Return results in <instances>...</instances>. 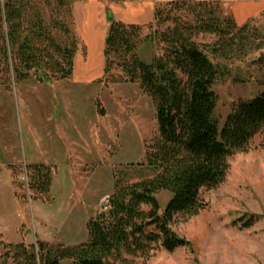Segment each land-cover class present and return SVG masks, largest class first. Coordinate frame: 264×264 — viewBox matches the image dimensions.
I'll return each instance as SVG.
<instances>
[{
    "label": "rangeland",
    "instance_id": "rangeland-1",
    "mask_svg": "<svg viewBox=\"0 0 264 264\" xmlns=\"http://www.w3.org/2000/svg\"><path fill=\"white\" fill-rule=\"evenodd\" d=\"M101 1L106 17L110 11L118 21L110 7L129 0ZM97 6L92 0H72L79 47L70 79L49 84L32 78L0 86V264H19L9 245L86 243L88 222L103 210L118 181L132 185L156 175L145 163L147 147L158 136L152 99L138 83L107 80L105 58L102 66L101 56L90 54L86 46L89 37L84 36L82 20ZM175 15L193 23L185 11ZM150 24L140 25L142 41ZM249 24L260 49L230 60L209 55L219 68L213 91L220 128L240 103L264 93V64L257 63L264 54V14ZM173 27L168 23L160 30ZM156 30L157 23L151 31ZM90 31L87 36L94 37ZM195 42L211 46L218 38L200 35ZM161 54L162 45L142 42L138 47V56L147 63ZM88 64L91 68L86 71L83 66ZM119 77L121 71H113V79ZM31 165L49 168V196L30 189ZM229 167L222 185L201 192L205 209L199 215L176 217L171 223L188 248L169 253L157 244L147 256L125 255L121 264H264L263 137L257 136L246 152L234 155ZM156 198L162 214L171 194L160 192Z\"/></svg>",
    "mask_w": 264,
    "mask_h": 264
},
{
    "label": "trees",
    "instance_id": "trees-1",
    "mask_svg": "<svg viewBox=\"0 0 264 264\" xmlns=\"http://www.w3.org/2000/svg\"><path fill=\"white\" fill-rule=\"evenodd\" d=\"M182 11L193 23L175 15ZM107 21L104 77L112 83H138L152 99L158 136L147 147L145 163L156 175L132 185L118 181L108 206L88 222V241L82 245H9L19 264H121L125 255L147 256L157 244L169 253L188 248L171 229L173 220L199 215L205 209L201 192L222 185L229 160L246 152L257 136L264 140V93L235 107L223 127L215 118L213 86L219 68L209 55L230 60L260 49L249 23L238 26L219 2L193 0L159 5L148 26L153 30L157 23L158 30H150L143 41L142 27L118 22L110 11ZM168 23L174 27L160 30ZM200 35L215 36L218 42L200 46L195 42ZM142 42L162 45V54L144 62L138 56ZM78 47L72 0L0 2V86L32 78L49 84L68 80ZM257 63L264 64V54ZM115 70L121 77L113 79ZM28 171L30 189L49 196V168L31 165ZM160 192L171 194L162 214L156 198Z\"/></svg>",
    "mask_w": 264,
    "mask_h": 264
},
{
    "label": "crops",
    "instance_id": "crops-1",
    "mask_svg": "<svg viewBox=\"0 0 264 264\" xmlns=\"http://www.w3.org/2000/svg\"><path fill=\"white\" fill-rule=\"evenodd\" d=\"M175 1V0H129L122 5H113L111 8L114 16L119 22L127 25H146L154 21L155 10L159 5ZM197 2L215 1L219 2L224 10L225 15L233 17L238 26H244L250 20L256 19L258 16L264 14V0H193ZM101 0H92V4L98 5L97 8L90 9L91 12L88 17L82 20V28H84V36L86 39V46L89 53H96L102 58V66L104 64V42L108 30L106 8L101 3ZM228 11V12H227ZM95 32L94 37L87 36L91 31ZM83 68H91L84 65Z\"/></svg>",
    "mask_w": 264,
    "mask_h": 264
},
{
    "label": "built area",
    "instance_id": "built-area-1",
    "mask_svg": "<svg viewBox=\"0 0 264 264\" xmlns=\"http://www.w3.org/2000/svg\"><path fill=\"white\" fill-rule=\"evenodd\" d=\"M104 206H108V200L105 202Z\"/></svg>",
    "mask_w": 264,
    "mask_h": 264
}]
</instances>
